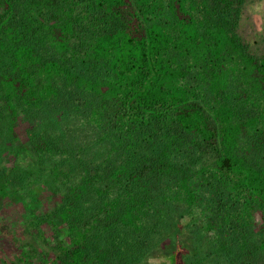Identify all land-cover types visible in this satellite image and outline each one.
<instances>
[{"label": "trees", "instance_id": "trees-1", "mask_svg": "<svg viewBox=\"0 0 264 264\" xmlns=\"http://www.w3.org/2000/svg\"><path fill=\"white\" fill-rule=\"evenodd\" d=\"M242 3L0 0V131L10 133L20 113L29 119L67 92L85 93L84 124L108 142L107 157L123 152L104 169L77 159L69 183L76 167L55 136L32 131L35 140L19 146L41 174L50 159L48 177L63 186L65 240L52 226L58 264L139 263L149 233L165 226L167 210L151 193L161 179L164 204L184 207L229 264L248 247L258 211L254 249L264 256V166L251 159L264 150V51L252 56L236 32ZM31 175L2 172L0 199L21 196ZM194 176L222 198L216 220L199 217Z\"/></svg>", "mask_w": 264, "mask_h": 264}, {"label": "rangeland", "instance_id": "rangeland-1", "mask_svg": "<svg viewBox=\"0 0 264 264\" xmlns=\"http://www.w3.org/2000/svg\"><path fill=\"white\" fill-rule=\"evenodd\" d=\"M239 14L236 32L247 45L248 53L259 57L264 51L263 0H243ZM80 69L81 74L93 80L95 75L90 69ZM67 93L69 97L56 102L49 101L40 113L32 115L29 119L20 113L18 118L12 119L10 133L3 126L0 131V174L10 172L12 167L32 172L20 192L21 196L13 198L6 195L0 199V264H58V254L54 246L59 238H55L56 233L53 232L52 226L59 231L57 237L65 240L64 224L60 223L57 217L63 186L60 180L48 177L47 168L53 165L51 160L46 158L42 161L45 170L41 174L36 170V159L19 150V146L35 140V133L32 131L39 134L46 131L55 136L63 150L68 152L71 163L76 167L69 173V183L78 180L77 172L81 171V167L77 159L87 162L91 167L101 166L100 169L108 167L110 162H120L119 156L123 152L115 151L107 157L108 142L99 141V138L103 137L101 132L84 124L83 118L88 109L85 93ZM33 124L38 126L36 130ZM141 146V150L148 151L145 141ZM251 159L258 160L259 164L264 166V150ZM190 183L199 196V217L203 213L210 221L219 218L218 200L222 198L201 186L195 176ZM102 184L103 181L99 182V185ZM164 184L163 179L155 180L151 193L155 195V204L161 207L163 203L162 206L167 210L165 226L158 225V231L149 233L150 245L147 246L146 256L137 264H169L171 257L175 258L174 264H188L189 259L197 258L202 259L203 264H229L226 255L217 257L210 232L203 231L198 221H189L184 207L168 202L164 204L162 196L157 194ZM116 190L117 188H114L111 192ZM154 215L151 222L155 218ZM260 223V214L256 211L253 221L254 234L247 238L248 247L244 249L243 256L233 264H264V256L254 249ZM235 252L236 246L231 255L236 256Z\"/></svg>", "mask_w": 264, "mask_h": 264}]
</instances>
